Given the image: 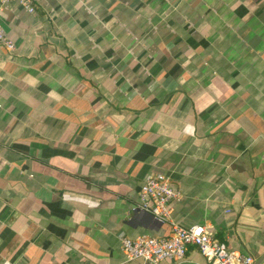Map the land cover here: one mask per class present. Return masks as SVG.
<instances>
[{
    "label": "crops",
    "instance_id": "1",
    "mask_svg": "<svg viewBox=\"0 0 264 264\" xmlns=\"http://www.w3.org/2000/svg\"><path fill=\"white\" fill-rule=\"evenodd\" d=\"M33 4L0 11V264H145L119 235L171 234L135 209L151 176L172 223L259 259L264 0Z\"/></svg>",
    "mask_w": 264,
    "mask_h": 264
},
{
    "label": "built area",
    "instance_id": "2",
    "mask_svg": "<svg viewBox=\"0 0 264 264\" xmlns=\"http://www.w3.org/2000/svg\"><path fill=\"white\" fill-rule=\"evenodd\" d=\"M28 13L34 12L33 0H16ZM6 0L0 2V11ZM0 46L8 51L15 49L0 25ZM139 202L135 209L150 213L158 223H169L171 234L166 238L140 235L128 238L119 235L121 250L127 262L159 264L164 260L179 262L185 259L189 248L196 249L208 264H253L254 260L239 251L230 250L216 240L209 227L193 225L180 227L170 220L171 205L179 199V193L167 178L146 177L138 190Z\"/></svg>",
    "mask_w": 264,
    "mask_h": 264
},
{
    "label": "water",
    "instance_id": "3",
    "mask_svg": "<svg viewBox=\"0 0 264 264\" xmlns=\"http://www.w3.org/2000/svg\"><path fill=\"white\" fill-rule=\"evenodd\" d=\"M263 260H264V254L259 259H257L256 261H254L253 264H260ZM145 264H152V263L147 262ZM182 264H193V263H182Z\"/></svg>",
    "mask_w": 264,
    "mask_h": 264
}]
</instances>
